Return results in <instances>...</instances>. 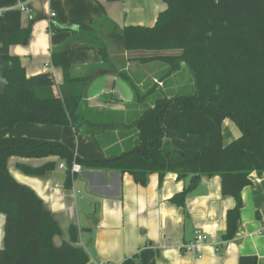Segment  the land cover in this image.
I'll list each match as a JSON object with an SVG mask.
<instances>
[{
	"label": "trees",
	"instance_id": "trees-1",
	"mask_svg": "<svg viewBox=\"0 0 264 264\" xmlns=\"http://www.w3.org/2000/svg\"><path fill=\"white\" fill-rule=\"evenodd\" d=\"M163 1L166 9L158 14L153 26L115 27L107 38L126 51H175L136 60L142 64L152 61L167 64L165 78L185 64L193 78L194 93L155 98L129 126L135 131V146L115 157H79L58 140L0 137V212L4 216L0 264L89 262L85 250L75 244L74 226L69 230V242L54 245L52 238L59 233V225L35 192L9 174L7 159L13 156L56 157L63 161L65 187L76 176L71 172L74 162L86 169L129 173L140 184L152 173L162 180L172 172L179 181L189 178L185 189L170 198L179 207L185 206L186 195L196 188L201 176L219 175L222 194L236 202L226 213L222 239L229 241L235 237L243 206L241 191L250 185L251 172L264 173V0ZM99 22L80 24V31L75 34L110 65ZM31 30L30 24L16 29L0 22V34L8 35L10 45L26 44ZM66 44L51 50L50 61L63 77L57 87L51 73L26 77L16 57L0 55V130L20 123L84 126L79 107L91 77L74 73L75 44L73 41ZM115 73L129 84L138 99L149 96L156 88L153 85L139 94L127 75ZM168 109L175 112L166 126L174 137L184 140L188 135H208V144L200 150L179 151L169 143L161 148ZM224 120L234 122L240 131V136L226 145L221 137ZM56 164L51 161L33 168L21 163L17 167L38 176L54 170ZM256 261L255 256H242L238 264ZM123 264L136 262L128 259Z\"/></svg>",
	"mask_w": 264,
	"mask_h": 264
},
{
	"label": "crops",
	"instance_id": "crops-1",
	"mask_svg": "<svg viewBox=\"0 0 264 264\" xmlns=\"http://www.w3.org/2000/svg\"><path fill=\"white\" fill-rule=\"evenodd\" d=\"M18 1L0 0V22L16 29L30 24L31 36L26 44L10 45L8 35L1 33L0 55L16 57L26 77L51 73L57 87L63 77L50 61L51 50L73 41L74 73L90 76L91 80L79 107L83 127L20 123L0 130V137L58 140L83 158L115 157L132 149L137 140L129 126L152 102L148 96L136 98L129 84L115 72L127 75L140 92L153 85L162 92L161 87L177 75L181 66L168 79H163L159 75L166 74L167 64L158 61L142 64L136 59L166 53L126 51L107 37L115 27L153 26L158 14L166 9L164 1L33 0L32 20L18 10ZM51 12L55 13L53 17ZM104 17L107 21H102ZM95 22H99L107 43L110 65L76 32L61 28ZM166 92L175 94L172 88ZM173 115L175 112L171 109L165 114L161 148L169 143L179 151L200 150L208 144V135H188L184 140L174 137L166 129L167 120ZM239 136L236 124L224 120L223 143L226 145ZM7 160L9 174L17 183L35 192L59 225V233L52 238L54 245L69 242V230L74 226L75 244L89 256L87 264H123L128 259L136 264H238L242 256H255L256 264H264V173H250V185L241 191L243 206L235 237L224 241L226 213L236 202L222 194L219 175L201 176L196 188L186 195L185 206L179 207L170 198L185 189L189 178L179 181L172 172L162 180L157 173H152L140 184L129 173L81 167L71 185L65 187V166L60 168L64 162L56 157L13 156ZM51 161L57 162L54 170L38 176L17 167L24 163L37 168ZM195 231L208 236L199 253L187 250L194 241ZM3 233L4 216L0 212V249Z\"/></svg>",
	"mask_w": 264,
	"mask_h": 264
},
{
	"label": "rangeland",
	"instance_id": "rangeland-1",
	"mask_svg": "<svg viewBox=\"0 0 264 264\" xmlns=\"http://www.w3.org/2000/svg\"><path fill=\"white\" fill-rule=\"evenodd\" d=\"M165 53L166 54H172V53H175V51L169 50V51H165ZM165 53H163V54H165ZM159 76L161 78H164V79L169 78V76L165 78L166 74L164 72H160ZM171 88H172V90L175 91V94L183 95V94H193L194 93L195 89H194L193 78H192L191 74L189 73L185 64L182 63L181 69L179 70V72H177V75H174V77L167 80L165 87H161L162 92L158 89H155L154 92H152L148 96L149 101L151 100V102H152L155 98H157L161 95L167 94L166 90L171 89ZM138 92H139V94L144 93V92H140V91H138Z\"/></svg>",
	"mask_w": 264,
	"mask_h": 264
},
{
	"label": "built area",
	"instance_id": "built-area-1",
	"mask_svg": "<svg viewBox=\"0 0 264 264\" xmlns=\"http://www.w3.org/2000/svg\"><path fill=\"white\" fill-rule=\"evenodd\" d=\"M33 0H19L17 4L18 10L21 12L26 13L29 16V19L32 20V12L30 9V4L32 3ZM55 13L51 12L50 16L53 17ZM65 165L60 164V168H63ZM81 167L77 163H73L71 166V172L78 173L80 172ZM194 241L187 247V250L193 253H199V248L201 245L208 239V236L205 232L201 231H195L194 233ZM102 264V263H100Z\"/></svg>",
	"mask_w": 264,
	"mask_h": 264
},
{
	"label": "water",
	"instance_id": "water-1",
	"mask_svg": "<svg viewBox=\"0 0 264 264\" xmlns=\"http://www.w3.org/2000/svg\"><path fill=\"white\" fill-rule=\"evenodd\" d=\"M63 30H70L72 32H79L80 31V27L75 26V25H66V26H62L61 27Z\"/></svg>",
	"mask_w": 264,
	"mask_h": 264
}]
</instances>
